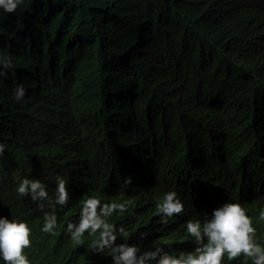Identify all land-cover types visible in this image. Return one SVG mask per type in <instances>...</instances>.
Returning a JSON list of instances; mask_svg holds the SVG:
<instances>
[{"label": "trees", "instance_id": "obj_1", "mask_svg": "<svg viewBox=\"0 0 264 264\" xmlns=\"http://www.w3.org/2000/svg\"><path fill=\"white\" fill-rule=\"evenodd\" d=\"M66 2L0 10V58L20 67L26 90L17 101L10 74L0 76V217L28 223L30 264H114L110 249H91L99 233L78 246L66 231L91 196L131 201L108 218L127 233L117 244L194 251L187 222L222 206L217 186L240 198L264 247V0ZM65 6L92 45L64 44L73 29L62 20L74 15ZM237 174L245 193L234 191ZM57 176L70 200L53 210ZM24 178L39 179L49 199L20 196ZM169 191L184 212L164 224L156 210ZM46 214L57 218L53 233L42 231Z\"/></svg>", "mask_w": 264, "mask_h": 264}, {"label": "clouds", "instance_id": "obj_2", "mask_svg": "<svg viewBox=\"0 0 264 264\" xmlns=\"http://www.w3.org/2000/svg\"><path fill=\"white\" fill-rule=\"evenodd\" d=\"M53 2L64 5L66 3L67 5L66 0H0V9L11 14L15 10L19 12L17 8L22 5L23 12L28 13L30 6L28 7L27 4L33 3L35 7H41ZM60 9L61 13L57 14L58 17L62 16L63 11L66 14H74L62 20L61 23L63 27L73 29L66 34L68 39L66 45L75 41L82 45H92L90 37L76 33L79 24L76 22L75 10L66 6L64 7L66 10ZM65 28L64 31H66ZM1 34L4 33L0 29V36ZM5 36L11 39L10 43H12V34L7 32ZM91 49L93 47L89 48L88 51L92 54ZM24 50L27 52L26 48ZM11 59L0 58V76L10 74L6 77V85L15 82L12 83L15 88L17 87L14 97L20 101L25 96L26 90L23 85L18 86L20 81H17V75L20 72V67L12 68ZM4 152L5 144L0 142V156H3ZM56 179V198L54 202L49 201L52 203L53 210L56 205L66 206L70 200L68 182L61 176H57ZM235 179L234 191L245 193L247 188L242 189L243 176L237 174ZM131 180V177L126 178L125 185H130ZM217 187L221 192V196L217 195L218 204L221 203L222 206L213 210L210 219L203 222L199 219L187 222L186 231L197 245L194 251L174 255L165 251L163 247L156 246L155 250H147L141 253L138 246H130L127 243L117 244V232H119L120 237L127 236V233L124 227L117 229L115 225L109 223L108 218L117 210L121 213L127 211L131 201L102 204L98 197L91 196L83 202L79 222L77 224L69 222L66 231L71 234L72 241L78 246L84 243L83 236L86 232L89 234L99 233L98 238L93 241L91 249L96 252H104L105 249H110L114 264H153V262L155 264H223L225 256L229 261L244 256L252 258L254 264H264V247L255 239L256 228L253 226L252 218L247 215L246 209L239 203L240 198L231 196L228 191ZM17 192L20 196H30L33 201L49 199L46 187L39 179H22L17 187ZM43 207L41 204V210ZM156 211L162 217V222L167 224L168 218L183 214L184 204L175 191H169L164 195L163 202L158 203ZM259 218L264 220V211L260 213ZM56 226V216L46 214L42 231L53 233ZM31 235L32 230L27 222L0 217V258L5 264H30L24 250L31 247ZM141 236L146 238L147 234L142 233Z\"/></svg>", "mask_w": 264, "mask_h": 264}, {"label": "bare ground", "instance_id": "obj_3", "mask_svg": "<svg viewBox=\"0 0 264 264\" xmlns=\"http://www.w3.org/2000/svg\"><path fill=\"white\" fill-rule=\"evenodd\" d=\"M0 10H1V9H0ZM0 29H2L1 25H0ZM64 42H65V41H64ZM64 44H66V43H64ZM55 52H56L57 54H59V50H55ZM56 53H55V54H56ZM64 53H66V54H64ZM64 53L62 52V55H63V56L67 55V52H64ZM53 57H57V55H55V56H53Z\"/></svg>", "mask_w": 264, "mask_h": 264}]
</instances>
